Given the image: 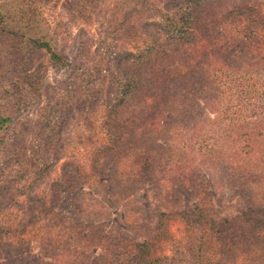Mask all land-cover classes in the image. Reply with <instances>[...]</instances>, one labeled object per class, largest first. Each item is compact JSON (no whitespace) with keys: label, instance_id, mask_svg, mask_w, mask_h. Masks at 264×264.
<instances>
[{"label":"rangeland","instance_id":"obj_1","mask_svg":"<svg viewBox=\"0 0 264 264\" xmlns=\"http://www.w3.org/2000/svg\"><path fill=\"white\" fill-rule=\"evenodd\" d=\"M86 1L87 7L79 13L69 10L67 0L59 1L54 13L43 11L42 18H49V24L43 22V26L57 30L58 46L71 64L63 68L47 65L41 97L12 114L8 134L25 127L24 121L30 120L35 125L24 131L21 143L24 145L20 146L26 147L29 156L40 150L36 157L46 161L39 164L40 175L33 177L30 171L32 182L26 179L28 174L25 179H16L7 169L0 173V184L9 178L14 183L0 197V219L10 224L26 219L28 216L20 203L27 193L44 197L48 182L62 173L60 164L75 165L79 172L72 169L68 194L59 193L64 196L63 202H57L47 215L34 211L36 216L28 222L32 225L0 246L2 261L6 264H44L54 260H57L55 264H137L135 243L152 238L156 221L161 217L168 233L162 232L153 242L162 257L152 264H264V217L256 216L262 227L253 228V221L249 220H255L254 215H243L248 214L247 208L264 211V60H261L264 49L258 48H264V24H254L257 15L264 17V0H209L198 20H216L223 29L217 37H212L216 23H210L211 28L207 30L210 39L201 35L209 46L207 51L210 50L208 57L203 56L207 64L205 71L213 86L209 89L216 93L197 94L204 111L194 106L191 113L174 116L178 119L168 129H155L136 121L121 123L124 136L115 143L117 150H121L119 157L98 154L113 145L110 143L113 137L104 129L110 128V122L102 121L99 112L115 102L120 112L114 116L121 120L129 119L141 108L145 98L143 81L151 70L145 66L146 55L138 51L147 36L145 31L156 33L160 29L147 26L146 22L162 21L165 7L169 4L168 9L173 8L175 3L172 0ZM169 35L166 33L159 41L167 46L158 64H167L171 76L165 87H161L165 90L174 85L180 89L173 79L179 73L174 67L182 63L190 67L194 60L190 40L181 41L182 44ZM251 36L259 40L258 47L254 43L257 50H249ZM128 52L144 56L143 63L136 61L125 71L138 74V84L133 81L131 85L140 90L131 88L129 95L116 98L120 80L129 78L119 68V60ZM199 58L196 56V60ZM202 72L190 71L192 80L187 86L192 91L188 96L202 91L195 86ZM145 90V96H149L155 89ZM45 94L52 101H63L67 111L61 122L56 120L59 112H53L55 122L44 131V136L52 132L49 138L52 145L48 142L41 145L37 136L38 109L45 101ZM87 117H93L90 129L84 122ZM259 124L263 133L250 134L248 129ZM141 131L155 132L157 138L147 137L146 143ZM8 134L6 142L11 143ZM251 137L249 143L255 146V151L248 154L249 148L244 146ZM136 146L147 149L146 154L154 158L151 168L143 174H135L130 163L124 161ZM20 158L21 162L28 159L24 154ZM13 166L17 174L21 166L17 163ZM229 166H236L235 171L229 170ZM74 198L88 203L96 200L99 206L85 209L88 216L75 217L69 203ZM196 204L214 222L234 218L235 224L224 229L225 234L219 238L218 234L215 237L212 234L215 226L212 229L209 222L185 223L177 212ZM53 212L57 217L50 222ZM245 219L249 227L243 224ZM52 221L62 223L65 228L59 226L62 236H52L55 243L48 246L42 240L45 228L40 225ZM85 226L94 232L93 238L82 246L78 236L85 234ZM241 226H246L244 234H240ZM64 241L69 242V247Z\"/></svg>","mask_w":264,"mask_h":264},{"label":"trees","instance_id":"obj_2","mask_svg":"<svg viewBox=\"0 0 264 264\" xmlns=\"http://www.w3.org/2000/svg\"><path fill=\"white\" fill-rule=\"evenodd\" d=\"M59 1L61 0H0V173L3 170L7 169L6 171H10L16 179H25L28 174L26 179H30V182H32L30 171L33 177L40 175L41 170L39 169V164L45 163L46 161L45 159L38 160V158L36 157L37 151L40 150H37L29 156L28 154H26V147L20 146L24 145L21 144L22 142H24L22 140V138H24V131H29L35 124L32 125L30 123V120H25V127H21L16 130V132L13 131L9 134L8 124L12 120L13 113L19 110L26 109L33 101H36L39 97H41V83L47 65H51L57 68H63L71 64L67 56L60 50L58 46L57 30L55 28L48 29L47 26H43L42 24L43 22L45 25L49 24L48 17L42 18L43 11L50 10L52 11V13H54ZM208 2L209 0H172V3L175 4H173V8L170 9H168L169 4L167 5V7H165L166 13H164L162 21L146 22L147 26L152 25L155 27H160V29H158L156 33H146L145 31L144 35L147 36L144 38L142 49L138 51L139 53H141V55H146L148 59L145 62L147 64L145 66L149 70H151V72L148 73L145 81H143L144 87L146 89L154 88L155 90H153V92H150L149 96H145L146 90L144 88L145 98L144 101L140 104L141 108L129 119L121 118V120H119L116 116H114L117 111L120 112V108H118V104H116L115 102L110 105L108 109L103 108L99 112L102 121L106 119L108 122H110V128L104 129L107 131V133H109V136L113 137L110 138V143L113 145L110 146L107 150H101L98 153L100 154V156H120L121 150H117L118 145L116 146L115 143H117V141L119 142L124 136V134L121 135V123H126L127 121H136L138 122V124L141 123L143 126L151 125V127L155 129L157 127L168 129L169 126L176 123L175 121H177L178 119H174V116L179 117L184 116L186 113H191L193 111L192 107L194 106L204 111V104H201L197 101V94L202 95V93H207L208 95L212 96V94L216 92H212L209 89L210 85L211 87L213 86L211 84V81L208 79L207 72L205 71L207 64L205 62L206 58H203V56L206 54L208 57V53H210V50L207 51L209 46H207V42H204L201 35L210 39V35H208L207 33L210 23H216L212 27V37L214 35L215 37H217L223 31L219 22L216 20H198L199 14L203 16L206 4ZM67 3H70L69 10L75 9L74 11L78 13L81 12V10L85 9L87 7L86 5L88 4L86 0H67ZM169 10H171V12H168ZM260 19L261 22H259ZM254 24L263 25L264 17H259L257 15V20L254 22ZM166 33L170 34L169 38H177V41L179 43L183 44L184 42L181 41L189 39L191 44L193 45L191 51L194 60L191 63V66L189 67V64L182 63L178 67H174L175 72L179 73L175 74V77L173 79L180 85V89L176 85H174L173 87H169L167 90L161 88L164 86V84L166 85L168 83V80L171 78L167 64H165V66H163L162 64H158L159 57L164 54L163 51L167 46V44L163 46V44H160L159 41H162ZM262 33H264V28ZM249 40V50H253L254 43L258 47L259 43L256 41L259 40H255L253 36H251V38L249 37ZM215 41L216 40L213 41L212 47L215 46ZM257 47H255L254 49L257 50ZM146 48L149 49V51H147ZM258 48H261L262 50L264 49L262 47ZM151 54L153 55L151 56ZM141 55L128 52L124 55L123 59L119 60V68L123 72V75L127 73V76H129V78L125 77L120 80L116 98L120 96L121 99H123V97L130 94L131 88L133 90L137 88L138 91L140 90V87H132L131 85L133 81L135 82V84H138V74L134 72L128 73L125 71H128L127 69L131 68L129 65L136 63V61L140 60L143 63L144 56L142 57ZM196 56H200V58L196 60ZM132 57L135 58L130 60V58ZM261 60H264V54L261 57ZM195 69L203 70V75L197 78L195 85L196 89L202 91L196 92L195 94H192V97H190L188 95L192 91V88L187 85L189 84V81L192 80L190 71L195 72ZM192 84L195 83L192 82ZM183 86H187L188 88L182 90ZM45 95V101L38 109L41 126L39 125L38 127L37 136L39 135V140L42 142L41 145H48L46 144V142H52V139L49 140V138L52 136L51 131L49 132L48 136L47 134H45V136L43 135L45 133L44 131L49 127V125L55 122L52 113L55 111L59 112V115L56 118V120L59 122L62 121L63 116L65 115V113H67L66 106L63 101H52L47 94ZM60 98L62 100V97ZM187 100L188 104H186ZM125 101L126 100H124L123 102ZM92 119H90V117H87L84 121L85 125L88 126L89 129ZM248 130L250 131V134L254 133L256 136H258L260 133H263L260 124L257 127L250 128ZM159 131L160 130H158L157 132ZM7 134L9 135V139L11 138V143L6 142ZM140 134L146 136V143H148V139L153 140L157 138L155 132L149 133L148 131H141ZM251 139L252 137L249 140L245 141V144L247 145H245L244 147L249 148L248 154L255 151V146L250 145L251 143H249ZM145 151H147V149H143L142 146H136L126 156V159H124V161L130 163L129 166H131V170L135 172V174H143L145 171L147 172L154 162V158H150L149 154H146ZM21 154H24L25 157L28 158L27 160H25V162H21ZM98 162L99 161H97V164ZM15 163L21 166V170H19L17 174L15 173L13 166V164ZM60 165L62 173L55 180L48 182L49 184L47 186V193L44 195V197L41 194H37L35 197L34 195H32V193H27L25 195L24 202H21L20 205L22 207L21 210H23V212L28 216L26 219H23L20 223L14 222L13 224H10L4 218L0 219L1 247H3L4 244H8V239L12 235H21L23 231H25L32 225L28 222L36 216L35 214H33L34 211L36 213H44V215H47L49 211H52V209H54L55 205H57V202H63L64 196H62V199V197L59 196V193L62 191L65 193V195L68 194V192H66V189L71 187L70 177L72 176V169H75L74 172L76 173L78 171V167H76L75 165H70L68 167L67 163ZM249 166L253 167L254 165L249 164ZM230 167L231 166H229V170L234 172L236 166H232L231 168ZM237 174L239 176L241 175L238 172V169ZM12 181V178H9L0 184V197L4 192L14 187V183ZM17 185L18 184L15 181V189H17L18 187ZM48 193H50L49 198ZM69 203L72 208V213H75V217H78L79 215L88 216L89 214L85 213L88 211H86L85 209L92 208L96 205L99 206V202L96 200H94L92 203H88L85 199L81 200V202H78V200H75L74 198L70 200ZM247 211L248 214L241 213V215H254L255 220H249L253 221V228L254 226H264H261L260 221L258 220L259 218H256V216L264 217V211H260L257 208H247ZM177 213L185 223H188L190 225H202L203 222H209V226L212 224V229H214L213 227L215 226V229L212 230V234L214 235V237L218 234L219 238L220 235L223 236L225 234L226 230L224 229H228L235 224L234 218H221L217 223L214 222L212 216L208 213H205L204 209L198 204L190 208L185 207ZM2 214L4 215V212H2L1 215ZM56 217L57 216L55 215V212L51 213L50 222ZM53 222L55 221H52V223L50 224L46 223L40 225L45 228V230H42V233L45 234L42 240H44V243H46V245L48 246L55 243V240L52 239V236H62L59 233L61 231L58 229L59 226L62 225V223L55 224ZM244 223L248 225L246 219L243 221V224ZM61 228L63 229L65 228V226H61ZM90 228V226H85V234L83 233L82 235L80 234V236H78L80 237L78 241L81 242L82 246L87 245L89 240L93 238L94 231H91ZM222 228L223 230L221 231ZM243 228L245 229L246 226H244ZM243 228L241 226L240 234L245 233V230H243ZM162 232L167 234L168 229L165 226L162 218L159 217L154 226L155 235L152 238L148 237L141 242L135 243V263L137 262V264H139V262H143L142 264H152L161 259L162 256L157 254L158 250L154 248L153 242H155L156 238H160ZM64 242L66 243V246L69 247V242ZM55 263H57V260L44 264ZM0 264H6V262L2 261L1 256Z\"/></svg>","mask_w":264,"mask_h":264}]
</instances>
